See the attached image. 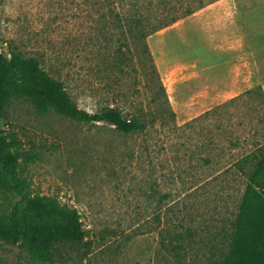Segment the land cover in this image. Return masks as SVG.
Instances as JSON below:
<instances>
[{
	"label": "rangeland",
	"instance_id": "obj_1",
	"mask_svg": "<svg viewBox=\"0 0 264 264\" xmlns=\"http://www.w3.org/2000/svg\"><path fill=\"white\" fill-rule=\"evenodd\" d=\"M215 1L0 0L1 54L39 60L82 110L114 107L147 125L145 132L123 134L52 110L39 115L24 98L7 101L0 126L19 142L20 171L32 193L80 216L82 243L62 249L56 264H212L217 258L214 247L224 238L218 234L234 217L246 183L236 164L255 142L264 143V96L258 85L233 96L223 90L227 73L198 67L211 64L216 52L224 62L228 53L244 52L214 25L222 10ZM108 9L122 19L104 24ZM181 221L197 233L178 262L170 237L184 229L176 227ZM0 261L30 264L23 242L1 240Z\"/></svg>",
	"mask_w": 264,
	"mask_h": 264
},
{
	"label": "trees",
	"instance_id": "obj_2",
	"mask_svg": "<svg viewBox=\"0 0 264 264\" xmlns=\"http://www.w3.org/2000/svg\"><path fill=\"white\" fill-rule=\"evenodd\" d=\"M103 23L120 21L122 15L108 9L101 15ZM11 98L28 100L39 115L49 111L83 122H101L118 132L131 134L145 132L147 125L139 115L124 117L114 107L89 113L78 108L71 100L64 83L48 74L34 57L0 53V120L7 101ZM19 142L0 126V241L23 242L30 264H56L62 249H76L84 235L78 212L61 205L48 196L33 194L28 180L20 171ZM25 161L31 163L32 156ZM246 179L234 217L221 243L214 247L217 258L212 264H264V143L236 164ZM176 227H184L178 222ZM196 230L184 227L174 232L170 248L174 259L182 262L181 250L192 247ZM206 238V242H211ZM0 264H14L0 261ZM17 264V263H15Z\"/></svg>",
	"mask_w": 264,
	"mask_h": 264
},
{
	"label": "crops",
	"instance_id": "obj_3",
	"mask_svg": "<svg viewBox=\"0 0 264 264\" xmlns=\"http://www.w3.org/2000/svg\"><path fill=\"white\" fill-rule=\"evenodd\" d=\"M220 1L212 2L213 5H222L221 15L214 13L216 18L220 17L216 20L212 19L216 21V23L214 21V25L225 28L221 31V34L227 32L228 44H243L244 52L242 56L237 52L236 55L234 51L233 54L228 53L227 62L223 61V53L216 52V54L213 53V59L211 57L209 59L211 64L197 62L198 67H201L204 73H217L219 76L223 72L227 73L230 82H228V87L223 90L230 92L233 96L237 95L238 90H247L253 85H258L264 96V0L243 4H221L222 1ZM204 9L199 10V14H197L205 15L206 10L204 11ZM256 44H260L259 47L262 49H257ZM234 49L237 48L234 47ZM201 97H203V94H201ZM214 98L210 97L211 100ZM210 99H205L202 104L210 101ZM254 145L256 146L254 149H256L260 144L255 142ZM233 146L235 147V145Z\"/></svg>",
	"mask_w": 264,
	"mask_h": 264
},
{
	"label": "built area",
	"instance_id": "obj_4",
	"mask_svg": "<svg viewBox=\"0 0 264 264\" xmlns=\"http://www.w3.org/2000/svg\"><path fill=\"white\" fill-rule=\"evenodd\" d=\"M0 53H1V50H0Z\"/></svg>",
	"mask_w": 264,
	"mask_h": 264
}]
</instances>
